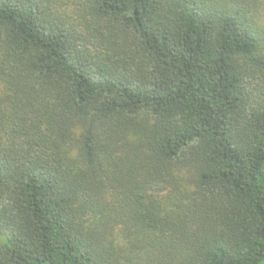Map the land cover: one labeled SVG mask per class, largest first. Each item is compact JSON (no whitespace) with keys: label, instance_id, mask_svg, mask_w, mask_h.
<instances>
[{"label":"trees","instance_id":"obj_1","mask_svg":"<svg viewBox=\"0 0 264 264\" xmlns=\"http://www.w3.org/2000/svg\"><path fill=\"white\" fill-rule=\"evenodd\" d=\"M0 264H264V0H0Z\"/></svg>","mask_w":264,"mask_h":264}]
</instances>
